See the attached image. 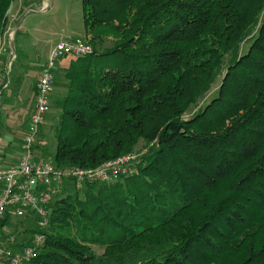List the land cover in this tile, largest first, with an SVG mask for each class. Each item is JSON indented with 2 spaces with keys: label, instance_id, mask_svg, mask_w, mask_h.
Instances as JSON below:
<instances>
[{
  "label": "trees",
  "instance_id": "1",
  "mask_svg": "<svg viewBox=\"0 0 264 264\" xmlns=\"http://www.w3.org/2000/svg\"><path fill=\"white\" fill-rule=\"evenodd\" d=\"M14 1L0 0V44ZM83 10L78 37L92 52L64 72L51 160L95 169L148 150L136 175L69 183L26 264H264V0H83Z\"/></svg>",
  "mask_w": 264,
  "mask_h": 264
},
{
  "label": "built area",
  "instance_id": "2",
  "mask_svg": "<svg viewBox=\"0 0 264 264\" xmlns=\"http://www.w3.org/2000/svg\"><path fill=\"white\" fill-rule=\"evenodd\" d=\"M47 7L48 3L44 1L41 11H46ZM20 17V14H9L14 22H18ZM16 30L10 22L0 44V55L5 49L10 57L8 70L16 58L12 47ZM91 52L92 47L85 39L68 37L51 50L48 60L42 66L36 88L35 109L28 122L18 162L13 167L0 169V223L7 213L19 218L35 214L39 219V227L45 229L50 223V205L69 183L76 188L88 183H110L119 174L137 170L133 163L134 155L107 162L95 169L58 167L51 159L35 155L34 145L51 111L50 95L63 61L78 60ZM43 241L44 235L36 234L32 242L20 251L0 248V255L7 264H26L35 257Z\"/></svg>",
  "mask_w": 264,
  "mask_h": 264
},
{
  "label": "rangeland",
  "instance_id": "3",
  "mask_svg": "<svg viewBox=\"0 0 264 264\" xmlns=\"http://www.w3.org/2000/svg\"><path fill=\"white\" fill-rule=\"evenodd\" d=\"M44 1L48 3V7L46 11H41ZM19 3V0L14 1L9 14H20L25 19L21 23L24 31L19 34L17 43L20 45V53L23 54L22 59L25 57L27 64L31 67L36 68L38 65H44L52 48L62 40L68 37L84 36L86 33L83 0H31L30 2L25 1L22 7ZM260 21H264V10ZM249 45L250 42L244 43L241 52L247 51ZM72 61H70V64ZM70 64L67 66L69 67ZM67 69L60 68L56 86L50 95L51 111L47 115L45 124L40 129L34 145L35 155L38 158L51 159L56 151L57 128L62 114L58 102L64 98L69 90L68 81L64 77V72ZM222 79L223 75H220L213 84L211 91L192 110V113L199 108H203L217 95ZM147 150L144 148V143L141 142L133 154L135 156L133 163L139 164L141 157L147 153ZM140 151L142 152L138 153ZM136 174H138V170H129L124 175L132 176ZM118 176L110 183L115 182ZM38 223L39 219L33 214L22 218L10 215L6 223V229L0 232V246L2 249L13 250L14 247L30 244L34 239V235L42 234L49 226L41 229ZM92 249L99 255L104 252V249L98 246H92Z\"/></svg>",
  "mask_w": 264,
  "mask_h": 264
},
{
  "label": "crops",
  "instance_id": "4",
  "mask_svg": "<svg viewBox=\"0 0 264 264\" xmlns=\"http://www.w3.org/2000/svg\"><path fill=\"white\" fill-rule=\"evenodd\" d=\"M25 1L31 0H19L21 7ZM9 20L17 28L12 44L16 58L8 70V52L4 49L0 55V169L13 167L18 162L28 122L35 109L36 88L43 66L38 65L36 69L27 64L25 57L22 59L23 54L19 51L17 40L24 31L21 23L25 19L21 17L18 22L12 21V18ZM69 64L70 60L66 59L61 68H68ZM0 264H7L1 255Z\"/></svg>",
  "mask_w": 264,
  "mask_h": 264
}]
</instances>
